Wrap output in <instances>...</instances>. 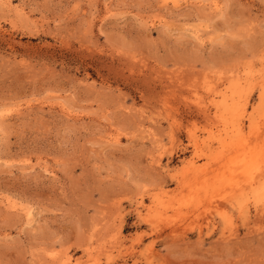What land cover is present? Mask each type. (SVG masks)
<instances>
[{"label": "rangeland", "instance_id": "374dc122", "mask_svg": "<svg viewBox=\"0 0 264 264\" xmlns=\"http://www.w3.org/2000/svg\"><path fill=\"white\" fill-rule=\"evenodd\" d=\"M263 95L264 0H0V264H264Z\"/></svg>", "mask_w": 264, "mask_h": 264}, {"label": "bare ground", "instance_id": "6f19581e", "mask_svg": "<svg viewBox=\"0 0 264 264\" xmlns=\"http://www.w3.org/2000/svg\"><path fill=\"white\" fill-rule=\"evenodd\" d=\"M264 96V95H263ZM246 150V149H245ZM247 151V150H246ZM241 152H242V150H241ZM248 152V154H249V151H247ZM248 154H243V156L241 157V158H239V162H238V170L237 171H235V172H233L234 173V175H232L233 177L235 176V177H237L238 176V178H239V176L244 172L243 170L244 169H246L247 167H249L251 164H253V163H255L254 162V159H255V161H256V157L257 156H254V157H252V159L251 158H248ZM252 155V154H251ZM257 155V154H256ZM260 156H261V154H259ZM262 157H264V156H261V159H262ZM264 159V158H263ZM262 159V160H263ZM258 161H259V159H258ZM260 162V161H259ZM263 162V161H262ZM256 165H257V163H255ZM255 164H253V165H255ZM259 166H260V163L258 164ZM257 165V166H258ZM256 166H253V168H255ZM250 168V167H249ZM253 168L251 169V170H253ZM247 170H248V168H247ZM254 171V170H253ZM252 171V172H253ZM247 172V171H246ZM248 172H251L250 171V169L248 170ZM231 174H232V172H231ZM246 174V173H245ZM244 174V175H245ZM243 175V174H242ZM250 174L249 173H247V175L246 176H248V178L250 177L249 176ZM232 176H229V177H232ZM232 177V178H233ZM242 177V176H241ZM262 177H263V175H262ZM232 178H231V180H232ZM245 178V177H244ZM251 178H252V176H251ZM243 179V178H242ZM262 179H264V178H262ZM239 180H240V178H239ZM244 180V179H243ZM246 180H247V178H246ZM245 180V181H246ZM253 181H254V179H253ZM236 183L238 182L237 180L235 181ZM251 182V181H250ZM234 183V182H233ZM235 183V184H236ZM231 185V184H230ZM235 190V189H234ZM263 191H264V189H262ZM261 190V191H262ZM236 191V190H235ZM255 194H257V193H255ZM241 197V196H240ZM236 198H237V196H236ZM30 213V212H29ZM30 219V218H29ZM68 260V259H67ZM66 260V261H67ZM65 264H71V261L70 260H68L67 262H65Z\"/></svg>", "mask_w": 264, "mask_h": 264}]
</instances>
